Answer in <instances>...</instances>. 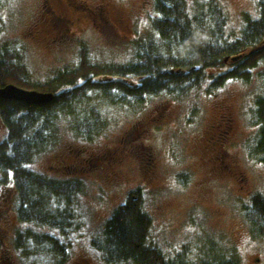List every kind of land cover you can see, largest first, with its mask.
Instances as JSON below:
<instances>
[{
    "label": "rangeland",
    "instance_id": "rangeland-1",
    "mask_svg": "<svg viewBox=\"0 0 264 264\" xmlns=\"http://www.w3.org/2000/svg\"><path fill=\"white\" fill-rule=\"evenodd\" d=\"M197 1L187 0L191 14ZM217 1L230 36L259 16L257 0ZM157 17L154 0H3L0 53L4 45L19 53L31 84H46L58 72L78 67L82 49L92 65L103 66L129 64L138 39L161 48L152 24ZM262 49L264 43L245 54ZM239 60L224 57L220 67L207 68L198 87L183 97L135 106L93 96L89 104L104 120L94 136L79 138L68 121L58 122L30 169L82 184L73 226L66 234L20 222L13 175L0 172V264L56 263L47 248L16 245L26 231L56 235L69 246L66 264H106L92 241L102 239L105 222L134 191H141L151 219L148 243L166 259L214 247L241 264H264V236L254 237L245 209L252 198H264V162L254 153L264 119V61L224 78ZM89 104L75 112L87 115ZM6 134L0 124V142ZM62 204L53 208L67 212Z\"/></svg>",
    "mask_w": 264,
    "mask_h": 264
},
{
    "label": "trees",
    "instance_id": "trees-1",
    "mask_svg": "<svg viewBox=\"0 0 264 264\" xmlns=\"http://www.w3.org/2000/svg\"><path fill=\"white\" fill-rule=\"evenodd\" d=\"M257 2L258 18H248L242 33L230 36L226 13L217 0L197 1L192 14L187 0H154L158 17L152 24L163 41L161 48L151 39H138L134 59L129 64L103 66L92 65L86 58V50L82 49L83 59L78 67L62 70L50 82L41 85L31 84L20 54L4 45L0 53V88L13 85L25 91L53 95L51 102L32 105L0 98V124L7 132L0 142V172L13 175L19 221L66 234L72 228L82 184L37 174L30 165L49 145L50 131L53 134L61 120L68 121L79 138L94 136L103 128L104 120L98 107L89 104L93 96L99 95L113 105L140 106L153 98L188 95L198 87L203 71L220 67L224 57H240L237 70H231L224 78L236 76L237 71L250 72L257 68L259 62L264 61V49L245 54L247 49L264 43V0ZM85 103L90 106L85 109L88 114L76 113L75 108ZM77 115L85 117L82 122ZM254 153L264 162V119ZM61 203V208L67 212L53 208ZM245 209L254 237L264 236V198H252ZM150 223L142 206L141 191L131 192L105 222L102 239L93 240L92 247L106 264H241L240 259L220 255L214 247H202L197 256L195 250L192 253L183 250L178 260L166 259L148 243ZM16 245L33 246L38 251L47 248L56 256L55 264H66L69 260V246L50 232L19 233Z\"/></svg>",
    "mask_w": 264,
    "mask_h": 264
},
{
    "label": "water",
    "instance_id": "water-1",
    "mask_svg": "<svg viewBox=\"0 0 264 264\" xmlns=\"http://www.w3.org/2000/svg\"><path fill=\"white\" fill-rule=\"evenodd\" d=\"M0 98L12 101L22 102L26 105L47 103L53 99L52 94H43L38 92H28L19 89L13 85L0 89Z\"/></svg>",
    "mask_w": 264,
    "mask_h": 264
},
{
    "label": "flooded vegetation",
    "instance_id": "flooded-vegetation-1",
    "mask_svg": "<svg viewBox=\"0 0 264 264\" xmlns=\"http://www.w3.org/2000/svg\"><path fill=\"white\" fill-rule=\"evenodd\" d=\"M52 14H53V12L52 11H50ZM227 133V132H226ZM222 136V135H221ZM219 160H220V158H219Z\"/></svg>",
    "mask_w": 264,
    "mask_h": 264
}]
</instances>
